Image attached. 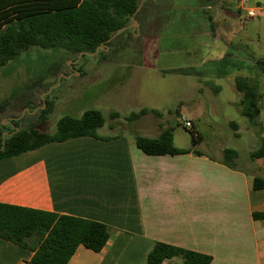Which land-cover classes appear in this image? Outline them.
<instances>
[{"label": "crops", "instance_id": "0c3cea01", "mask_svg": "<svg viewBox=\"0 0 264 264\" xmlns=\"http://www.w3.org/2000/svg\"><path fill=\"white\" fill-rule=\"evenodd\" d=\"M263 2L253 3L264 10ZM224 5L222 20L202 23L205 60L213 65L217 61L219 69L194 71L191 67L192 75L211 84L220 82L213 92L221 90V82H230L231 94L224 98L223 107L235 109L242 120L228 119L226 124L232 135L253 137L261 144L264 71L251 47L253 34L246 31L249 22H244L252 18L239 0H227ZM247 6L254 7L249 2ZM254 35L258 38L257 32ZM238 76L257 80L255 124L241 114L242 94L234 83ZM215 105L211 101L209 108ZM179 113L174 116L176 122ZM110 117L116 121L118 115ZM166 118L170 119L161 116L150 125H155L152 131L137 135L118 132L115 128L123 123L104 120L98 129L103 139L75 137L0 159V202L96 220L108 227L109 238L99 252L79 245L67 264H148L146 255L156 242L209 255V264H264V219L252 216L264 211V189L252 188L255 175L264 177V159L246 160L231 169L222 161V148L217 150L218 157L191 146L190 130L202 139L193 121V128L181 125L188 137H176L173 123ZM161 125L172 126L174 145L189 151L142 152L135 137H156ZM103 127L111 133H100ZM209 133L217 135L214 129ZM31 256L32 251L0 238V264H27ZM161 264H180V259H164Z\"/></svg>", "mask_w": 264, "mask_h": 264}, {"label": "rangeland", "instance_id": "374dc122", "mask_svg": "<svg viewBox=\"0 0 264 264\" xmlns=\"http://www.w3.org/2000/svg\"><path fill=\"white\" fill-rule=\"evenodd\" d=\"M153 1L157 4L146 0L148 5L141 16L143 20L148 19V25L137 32V25L131 21L126 30L130 29L134 35L123 33L117 37L113 44L116 51L98 50L81 57L62 48L31 47L0 66V123L5 126L1 136L11 129L10 121L18 115L24 116L20 125L33 121L40 109V98L46 97L53 102V110L40 127L48 132L55 131L61 116L79 117L88 109L100 110L108 123H123L115 129L132 135L152 131L155 125L152 128L150 125L163 116L170 118L166 119L173 123L176 137H188L189 132L181 127L185 119L193 121L202 134L197 145L199 150L218 155L220 148H234L239 154L238 164L242 165L249 151L260 146V140L231 134L226 121L242 120L235 109L223 107L224 98L231 94L228 91L231 83L221 82V90L213 92L220 82L211 84L192 75L193 69L204 71L212 66L219 69L217 61L213 65L205 60L207 48L203 46L202 23L222 20L227 0ZM249 3L259 15L244 22H249L246 31L253 34L251 47L261 64L264 10ZM208 5L211 8L205 7ZM145 33L158 34L156 38H146ZM211 101L216 102L217 108H209ZM144 107L152 111L134 120L129 118L131 113ZM114 111L118 117L110 121ZM176 113L181 114L179 122L174 121ZM211 129L217 135L210 134ZM99 132L111 133L107 127ZM73 155L67 153L68 157Z\"/></svg>", "mask_w": 264, "mask_h": 264}, {"label": "trees", "instance_id": "16d2710c", "mask_svg": "<svg viewBox=\"0 0 264 264\" xmlns=\"http://www.w3.org/2000/svg\"><path fill=\"white\" fill-rule=\"evenodd\" d=\"M148 1L157 4V1ZM147 5L146 0H3L0 8V66L31 47L62 48L73 55L82 53L81 57L93 53L99 46L103 47L99 51H116L113 44L117 37L123 33L134 35L130 29H123L132 19L137 22V32L148 25V19L141 17ZM257 63L264 71V61L259 64L258 60ZM234 83L242 94L241 114L255 124L259 114L257 80L238 76ZM40 100L44 107L39 106L33 121L20 125L24 116H16L10 121L12 127L4 137L1 132L5 126L0 123V159L75 137L104 138L98 134L105 120L98 109L85 110L79 117L61 116L52 133L42 129L40 124L52 112L53 102L46 97ZM149 111L152 109L144 107L131 113L129 118L137 119ZM14 128L18 130L14 131ZM160 128L156 137L136 136V146L148 155L189 151L174 145L172 126L161 125ZM189 132L191 146L198 145L201 138L193 130ZM195 152L200 153L197 149ZM260 158L264 159V143L251 150L246 160L253 162ZM238 159L236 149L222 148V161L229 168L237 169ZM252 188L264 189V177L255 175ZM252 216L264 219V211L254 212ZM0 238L32 251L27 264H67L79 245L99 252L105 246L109 232L104 223L96 220L0 202ZM170 258H179L180 264H209L211 261L209 255L156 242L147 253L146 262L161 264Z\"/></svg>", "mask_w": 264, "mask_h": 264}, {"label": "built area", "instance_id": "2783aa9c", "mask_svg": "<svg viewBox=\"0 0 264 264\" xmlns=\"http://www.w3.org/2000/svg\"><path fill=\"white\" fill-rule=\"evenodd\" d=\"M240 2V7L242 9H244L245 11V14L247 17L249 18H253V17H256L257 15H259V13L257 12L256 8L254 7H249L247 6V0H239ZM183 124L186 128H191L192 127V124L189 120H183Z\"/></svg>", "mask_w": 264, "mask_h": 264}, {"label": "water", "instance_id": "95a60500", "mask_svg": "<svg viewBox=\"0 0 264 264\" xmlns=\"http://www.w3.org/2000/svg\"><path fill=\"white\" fill-rule=\"evenodd\" d=\"M140 5H141V4H140ZM139 7H140V6H139ZM139 7L137 8V10L139 9ZM137 10H136V11H137ZM131 24H136V25H137V22H136L134 19H132V23H131ZM128 27H129V25L126 26V27H124L123 29H126V28H128ZM102 48H103L102 46L97 47L93 53H97L98 50H99V49H102ZM90 54H91V53H90ZM81 55H82V53L79 54V56H81ZM42 107H44V103H43ZM17 130H18V128H14V131H17ZM4 136H5V133L2 134V137H4Z\"/></svg>", "mask_w": 264, "mask_h": 264}, {"label": "flooded vegetation", "instance_id": "af4514ba", "mask_svg": "<svg viewBox=\"0 0 264 264\" xmlns=\"http://www.w3.org/2000/svg\"><path fill=\"white\" fill-rule=\"evenodd\" d=\"M8 133H9V131H8V132H6V133H5V135H6V134H8Z\"/></svg>", "mask_w": 264, "mask_h": 264}]
</instances>
